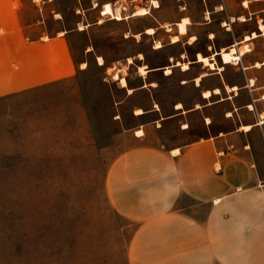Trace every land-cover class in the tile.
<instances>
[{
    "label": "crops",
    "instance_id": "1",
    "mask_svg": "<svg viewBox=\"0 0 264 264\" xmlns=\"http://www.w3.org/2000/svg\"><path fill=\"white\" fill-rule=\"evenodd\" d=\"M263 1H213L205 21L182 16L160 24L167 32L174 26L168 36L177 34V42L185 38L188 49L179 51L181 61L168 55L172 63L165 69H172L165 74L179 67V83L195 89L191 97H158L157 80L148 77L164 65L143 63L146 72L135 86L127 77L126 85L119 82L128 94L148 90L145 104L132 110L138 120L130 133L135 143L112 160L106 179L112 207L136 224L128 264H264V41L258 49L247 43L249 50L239 54L246 34L234 32L232 24L263 18ZM224 9L228 19H210ZM100 10L98 23L105 16ZM74 11L79 20L80 9ZM183 18L185 32L179 33ZM68 20L59 0H0V97L66 78L81 67L84 61L72 53L76 28ZM207 24L205 44L184 60L199 27ZM79 26L80 21L78 32L86 27ZM219 27L225 29L223 40ZM256 33L250 40L264 38L262 30ZM232 46L239 58L223 61L221 50ZM192 66L197 70L191 72Z\"/></svg>",
    "mask_w": 264,
    "mask_h": 264
},
{
    "label": "rangeland",
    "instance_id": "2",
    "mask_svg": "<svg viewBox=\"0 0 264 264\" xmlns=\"http://www.w3.org/2000/svg\"><path fill=\"white\" fill-rule=\"evenodd\" d=\"M59 1L69 18L66 24L76 28L73 57L86 66L66 78L0 97V264H128L127 245L136 224L112 207L106 179L112 160L135 143L130 133L138 120L132 110L145 104L148 90L128 94L112 74L117 71L135 86L143 63L164 65L148 77L157 80L158 97H191L195 89L179 83V67L165 74L172 63L168 55L181 61L179 51L188 49L185 38L170 44L174 26L169 24L167 32L160 24L182 16L205 21L209 5L219 0H157V8L152 0H110L121 6L122 18L105 15L101 23L97 15L106 0ZM94 1L98 5L92 9ZM140 6L149 12L130 16ZM209 17L218 23L228 19L225 9ZM259 18L236 20L233 31L260 32ZM78 21L86 25L81 32ZM208 25L199 27V39L184 60L205 44ZM148 26L155 28L153 34L145 33ZM218 30L223 40L225 29ZM259 38L241 44L258 49L264 41ZM157 40L163 47L154 50ZM84 47L92 51L84 53Z\"/></svg>",
    "mask_w": 264,
    "mask_h": 264
},
{
    "label": "bare ground",
    "instance_id": "3",
    "mask_svg": "<svg viewBox=\"0 0 264 264\" xmlns=\"http://www.w3.org/2000/svg\"><path fill=\"white\" fill-rule=\"evenodd\" d=\"M246 2V1H245ZM151 3L153 4V6L154 7H156V6H158L157 4H158V2L156 1V0H152L151 1ZM246 5V4H245ZM121 7V6H120ZM120 7H117L116 6V8L114 9L113 7H112V5L109 3V2H107V3H104L103 4V6H102V14H104V15H109V14H112V16L113 17H116V19H121L122 17H121V13H120ZM148 13V8L147 7H144V6H140V7H138V8H136L134 11H133V13H132V15H130V16H140V15H145V14H147ZM188 18V17H187ZM187 18H183L181 21H179L178 23H177V28H178V32L179 33H184L185 32V23L187 22ZM240 19L241 20H243L244 18L243 17H240ZM245 20V19H244ZM100 22H101V19H100ZM79 28H84V25H80L79 26ZM258 28L260 29V30H262L263 31V33H264V23H263V21L261 20V19H258ZM154 32V28H152V27H146V31H145V33H148V34H151V33H153ZM177 32V33H178ZM135 37H139V35H140V33H138V32H136V33H134L133 34ZM256 36H258V34L255 32V31H252V32H250V34H246L245 35V37H244V41L246 42V41H248V40H250L251 38H254V37H256ZM180 37L177 35V34H174V35H172L171 37H170V39L172 40V41H176V40H178ZM177 42V41H176ZM162 46V44H161V42H159V41H156L155 42V46L154 47H156V48H159V47H161ZM90 48V47H89ZM235 47L234 46H232V47H230L229 49H222L221 50V57H222V60L223 61H225V62H230L231 60H237L239 57V55L236 53V54H234V52H235ZM247 50H249V46H248V44L247 43H243L242 44V46L239 48V54L240 53H243V52H245V51H247ZM138 56L139 57H142V54L141 53H139L138 54ZM198 60L200 61V62H202L204 65H208L210 68H213V63H211V62H209V59L206 57V56H204V55H201V54H198ZM104 59L102 58V56H100V55H98L97 56V61H98V63L99 64H103L104 63V61H103ZM127 61H128V63H130L131 61H132V58L131 57H127ZM186 63V62H185ZM182 64V68H186L187 67V64ZM181 64V63H180ZM178 65V64H177ZM81 66L82 67H85L86 66V63L85 62H82L81 63ZM112 68H108L107 70L108 71H110ZM166 70V72H170V68H166L165 69ZM117 72V71H116ZM116 72H114L113 74H112V77L114 78V79H117V80H119V82H120V84L122 85V86H124V85H126V80H125V78L123 77V76H118L117 75V73ZM139 72L141 73V74H144L145 72H146V66L145 65H141V66H139ZM129 91H131V89H129ZM137 112H140V109H137ZM141 130H137L136 131V133H138V134H141Z\"/></svg>",
    "mask_w": 264,
    "mask_h": 264
},
{
    "label": "built area",
    "instance_id": "4",
    "mask_svg": "<svg viewBox=\"0 0 264 264\" xmlns=\"http://www.w3.org/2000/svg\"><path fill=\"white\" fill-rule=\"evenodd\" d=\"M102 5H103V4H102ZM111 5H112V7H113L114 9L116 8V7H114V4H113V3H111ZM100 14L102 15V6H101ZM106 16H108V17H110V18L113 17L112 14H109V15L106 14ZM115 19H116V18H115Z\"/></svg>",
    "mask_w": 264,
    "mask_h": 264
}]
</instances>
